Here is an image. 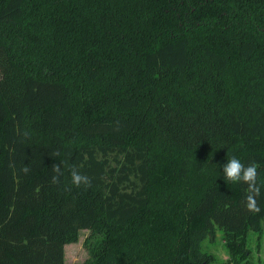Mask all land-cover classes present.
<instances>
[{"label": "trees", "instance_id": "trees-1", "mask_svg": "<svg viewBox=\"0 0 264 264\" xmlns=\"http://www.w3.org/2000/svg\"><path fill=\"white\" fill-rule=\"evenodd\" d=\"M262 222L264 0H0V264H63L81 229L77 264H215L216 226L253 264Z\"/></svg>", "mask_w": 264, "mask_h": 264}, {"label": "rangeland", "instance_id": "rangeland-1", "mask_svg": "<svg viewBox=\"0 0 264 264\" xmlns=\"http://www.w3.org/2000/svg\"><path fill=\"white\" fill-rule=\"evenodd\" d=\"M262 231L259 239L256 240V233L248 231L246 246L250 250L249 257L253 264H264V222L261 223ZM216 226V225H215ZM88 229L78 231L75 241L69 242L63 247V264H77L85 260L87 252L83 247V241L88 235ZM210 236H206L200 242L201 250L210 252L216 258L215 264H220L227 258V254L223 247V230L216 226Z\"/></svg>", "mask_w": 264, "mask_h": 264}, {"label": "clouds", "instance_id": "clouds-1", "mask_svg": "<svg viewBox=\"0 0 264 264\" xmlns=\"http://www.w3.org/2000/svg\"><path fill=\"white\" fill-rule=\"evenodd\" d=\"M258 164L255 162L249 165L243 164L238 158L233 156L223 166L222 170L225 178L230 182H243L248 185V194L246 195V207L250 211L258 212L259 207L256 197L259 195V188L256 186ZM25 174L29 171L27 166L21 169ZM71 183L77 187L81 184L90 185V179L86 175H82L77 168L70 167ZM52 183H58L59 177L63 175L59 165H53Z\"/></svg>", "mask_w": 264, "mask_h": 264}]
</instances>
